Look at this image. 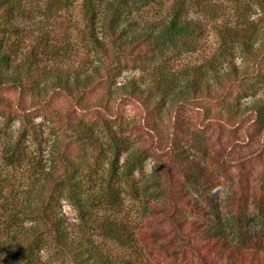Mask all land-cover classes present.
I'll list each match as a JSON object with an SVG mask.
<instances>
[{
  "label": "trees",
  "instance_id": "16d2710c",
  "mask_svg": "<svg viewBox=\"0 0 264 264\" xmlns=\"http://www.w3.org/2000/svg\"><path fill=\"white\" fill-rule=\"evenodd\" d=\"M77 1L0 0V89L16 92L13 101L0 95L1 113L13 108L19 114L0 155V264H146L140 255L108 252L90 232L131 240L126 224L99 211L119 203L120 180L133 182L143 144L103 117L100 131L74 116L95 105L108 109V101L93 105L87 96L104 88L128 62L145 65L147 77H131L109 90L115 99L126 97L141 107L154 139L155 164L147 179L160 197L152 200L147 222H172L202 264H264V236L255 239L252 231L256 220L264 235V198L257 199L255 220L231 217V207L228 214L222 212L221 183L191 156L185 139L189 129L179 123L182 107L234 86L245 91L246 99L236 96L225 109L248 117L264 133V94L257 95L256 88L248 92L264 79V27L224 25L229 40L216 55L176 72L167 67L166 54L195 49L204 29L201 6L207 14L216 12L211 0H165V7L159 0ZM251 1L264 10V0ZM23 32L30 40L21 53ZM78 41L94 58L77 53L76 64ZM238 50L256 64L254 71L234 63ZM58 94L70 104L57 117L58 125L36 122L34 110L49 107ZM171 109L173 129L165 137L148 125L149 117ZM227 196L239 201L235 191ZM65 203L75 210L73 219ZM187 208L192 212L187 214Z\"/></svg>",
  "mask_w": 264,
  "mask_h": 264
},
{
  "label": "rangeland",
  "instance_id": "374dc122",
  "mask_svg": "<svg viewBox=\"0 0 264 264\" xmlns=\"http://www.w3.org/2000/svg\"><path fill=\"white\" fill-rule=\"evenodd\" d=\"M159 1H164L162 7L168 3L165 0ZM211 1V4L214 3L213 5L216 7V12L212 11V14L205 13L207 9H204L201 4L200 9L203 13L200 14L203 17L204 29L197 39L195 49L190 51L174 49L167 52V67L172 71L179 72L183 68L191 69L212 54L216 55L222 44L229 40L224 33V25L236 30L256 26L258 29L264 27V18H262L264 10L251 0ZM160 6L156 5L158 9ZM74 12L77 13V10ZM71 34L72 37L75 36L73 39L75 42L76 34L78 35L77 30L72 31ZM13 37L12 35L11 38ZM19 37L23 39L21 44V53H23L28 47L30 34L28 36L26 32H23ZM73 53L76 64L77 53L88 55L90 59L94 58L92 53L89 54L85 42H79L74 47ZM242 56L240 50L236 51L234 63L239 64L242 68H248L249 71H254L256 64L248 57ZM220 63H222L221 60L218 64ZM148 71L149 69L143 64L128 62L115 78L105 84L104 88H97L87 96L93 105L108 101V109L105 110L95 105L89 110L75 112V117L91 122L100 131L102 130L101 118L110 120L116 129L123 131L131 138L139 139L144 147L142 163L133 173V182L120 180L119 203L116 205L107 204L99 211L102 215L112 216L126 224L131 233L129 235L131 240L126 238L128 242L123 243L103 236L99 230L90 232L105 250L114 255H140L146 264H202L198 254L183 244L185 237L176 230L172 222L166 218L152 219L147 222L148 209L152 200L155 197H160L155 192L156 187L147 179L155 164L153 138L147 132L149 126L144 125L143 112L137 103L126 97L115 99V96H110L112 90H109V87L113 89L131 77L138 80L145 78ZM247 82L250 83V81ZM255 88L257 95H263L264 79H259L247 91L251 93ZM217 90L215 98L199 99L182 107L179 123L183 128L189 129L185 132V139L190 144L191 156L206 165L221 183L219 196L222 198V212L228 214L230 210L226 209L231 207V212H233V214H229L231 217L242 214L255 220L257 199L264 198V133L251 124L248 117L241 118L228 113L225 109L226 103H234L236 96L240 101L246 99L245 91L240 92L234 86L230 91L225 89L221 94V89L217 88ZM226 92L228 93L226 94ZM0 95L13 101L16 92L10 88H2ZM69 105L66 97L58 94L49 107L34 110V113L37 114L34 119L36 122L58 125L57 117ZM2 108L0 106V155L6 137L19 122V114L13 108L6 109L1 113ZM172 110L162 111L160 115L152 113L148 125L158 127L162 136L170 135L173 129L171 126ZM45 131H48L47 127ZM194 138L201 141V146L194 141ZM104 161L106 162V160ZM122 161L120 160V162ZM232 191H235L236 199L239 201L227 198V194ZM64 209L72 219L75 217V210L68 203L64 204ZM183 210L187 214L192 212L189 208ZM206 218L212 220L213 215H208ZM255 223L256 225L252 228L253 236L255 239L261 238L264 235L260 234L256 220ZM231 226L233 227V225ZM227 235L229 238L235 236L234 229L227 230Z\"/></svg>",
  "mask_w": 264,
  "mask_h": 264
}]
</instances>
